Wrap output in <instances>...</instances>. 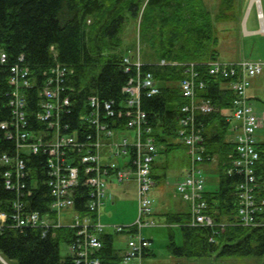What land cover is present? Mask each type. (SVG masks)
<instances>
[{
	"label": "trees",
	"instance_id": "1",
	"mask_svg": "<svg viewBox=\"0 0 264 264\" xmlns=\"http://www.w3.org/2000/svg\"><path fill=\"white\" fill-rule=\"evenodd\" d=\"M240 23L235 0H219L217 10L211 9L207 0H0V56L2 52L7 54L5 62L0 57V211L10 214L18 197L17 189L7 187L4 172L11 165L2 159L5 154L13 157L16 153L15 140L8 139L6 129L1 126L12 117L9 105L12 66L25 64L31 69L37 83L26 91L31 107L37 104L45 73L61 62L74 70L70 95L78 109L84 108L89 96L97 95L117 110L125 97L124 86L137 74L133 65L130 71H125L124 58L132 56L139 46L140 50L145 48L142 71L152 73L160 89L155 95L141 96V107L160 154L180 148L189 162L190 148L180 139L179 130L185 115L183 107L189 103L181 81L188 75L191 64L198 71V79L206 83L197 91V98L208 100L213 106L211 112L197 113L196 125L203 135L206 161L212 157L217 161L212 164L216 167V187L206 193L208 212L215 226L191 225L189 208L163 212L165 223L169 224L170 253L197 259L215 255L216 259L246 260L219 263L203 259L199 264H264V141L258 143L260 159L256 170L257 199L262 204L255 214L257 224L243 225L237 222L236 193L242 176L228 172L235 144L229 139L230 115L224 112H232L238 97L232 87L237 76L211 74L208 65L221 60L222 24H227L224 30L237 38ZM128 25L135 28L131 43L125 41ZM162 59L168 64H161ZM77 108L63 115V123L69 129L78 125ZM116 120L122 127L125 120L117 115ZM86 132L93 130L87 126L81 130L82 140L86 139ZM26 157L32 177L25 181V209L39 211L43 216L52 210L53 201L47 184L48 155ZM154 177L159 178L157 174ZM32 178L36 180L35 186ZM29 191L31 195H27ZM89 197V188L80 185L75 194L76 208L86 214ZM133 225L125 226L122 232L135 233L137 228ZM173 226L180 227L182 244L177 243ZM122 232L99 233L103 246L97 254L102 264L122 263L124 249L115 244V234ZM75 234V228L65 225L44 235L41 227L24 226L8 218L0 225V254L9 264H76L72 255L61 253V245L69 244ZM0 264L6 263L0 259Z\"/></svg>",
	"mask_w": 264,
	"mask_h": 264
},
{
	"label": "built area",
	"instance_id": "2",
	"mask_svg": "<svg viewBox=\"0 0 264 264\" xmlns=\"http://www.w3.org/2000/svg\"><path fill=\"white\" fill-rule=\"evenodd\" d=\"M259 16L262 15L259 12ZM1 61L7 60V54L1 53ZM22 60V58H20ZM125 71L131 66L137 67V74L132 76L123 88L124 98L119 102L117 110L110 102H102L97 95L89 96L84 108H77L70 95V77L74 70L68 65L57 62L46 73L44 84L39 90V99L33 107L29 105L26 91L37 86L29 66H12L10 84L12 86L9 105L12 117L1 123L6 129L8 139H14L16 155H3V160L11 164L4 172L8 189H17L18 197L13 202V211L8 214L0 211V225L8 218L19 224L43 228L47 234L52 228L71 226L76 229L75 237L69 243V250L76 264H102L97 251L103 242L99 232L106 227L101 222V216L93 219V214L99 213L108 195L109 183L107 176L116 174L119 180L127 179L131 173L120 167L116 161H109L107 152L112 148L115 156L132 154V171L137 180L139 217L135 222L138 232L128 242V250L124 262L128 263L151 245V240L142 234L145 226L154 224L147 218L152 211L153 200L150 196L154 186L152 174L153 163L159 155V148L152 135L153 129L147 121V114L141 107V96L160 92L156 81L150 72H143V62L138 58L131 61L124 59ZM161 64H168L162 60ZM211 74H222L225 77L237 76L233 88L237 92L230 120H236L234 144L230 173L237 172L242 180L237 185L239 223L243 225L257 224L255 214L260 210L262 202L257 199L258 177L257 164L260 159L257 131L263 125L262 118L248 101V88L253 77L261 73L264 61L243 59L238 62L214 61L208 63ZM206 85L198 79V71L193 64L188 68V75L182 79L181 87L189 103L183 107L185 113L181 119L180 139L190 148V165L185 170L183 178L177 184V191L189 203L193 226H215V221L208 212V201L205 197L206 177L201 163L206 160L203 147V135L196 125V115L199 111L211 112L213 106L208 100L197 98V91ZM78 111L77 126L70 127L63 123V115ZM117 117L123 118L122 127L117 125ZM35 118V120L33 119ZM39 124V130L35 125ZM86 126L93 132H86V139L80 138V131ZM128 130L135 132L134 139L126 134ZM120 135H123L122 137ZM126 135V136H125ZM110 146V147H109ZM106 149V150H104ZM44 153L47 159V184L53 195L52 209L59 215L67 209H75V194L80 185L89 188L87 214L75 211L72 223L48 222L39 211L26 210L25 181L32 173L28 165V154ZM106 157L107 160H104ZM210 159V158H209ZM15 179V183L12 180ZM31 195V191L27 192ZM122 230V226H117ZM214 241V239H211Z\"/></svg>",
	"mask_w": 264,
	"mask_h": 264
},
{
	"label": "rangeland",
	"instance_id": "3",
	"mask_svg": "<svg viewBox=\"0 0 264 264\" xmlns=\"http://www.w3.org/2000/svg\"><path fill=\"white\" fill-rule=\"evenodd\" d=\"M208 4L211 6V9L217 10L219 8V0H211ZM253 0H235L236 8L240 11L241 14V23H240V33L237 38H235L230 31L224 30L227 24H222L221 29L223 34V39L220 44L221 47V59H234L237 54H239V50L241 45L244 43H248L247 47H242L241 54L244 58H256L259 53L264 57V30H262L261 21L263 24L262 18L259 16L263 14L261 10H259V1L252 2ZM261 1V0H260ZM264 6V0H263ZM248 13V14H247ZM247 16V18H246ZM261 18V19H260ZM245 19V20H244ZM260 23H259V22ZM260 29L261 31L251 34L250 30ZM125 41L127 43L132 42V36H135V28H131L128 25V29L125 31ZM254 44V45H253ZM145 48L141 50V56L143 61ZM57 54V53H56ZM251 94V98L249 102L254 108L255 112L263 115L264 112V69L263 72L255 77L252 81L251 88L248 90V94ZM127 135L130 136L131 140L134 138V132L132 130H128L126 132ZM231 134V132H230ZM121 137L123 135H120ZM126 136V135H125ZM232 136V134H231ZM257 137L260 142L264 141V124L258 129ZM183 149H176L169 154H161L160 157L156 161L155 174L158 176L162 174H166L167 177L165 180H158L157 184L153 187L151 191V195L154 198V211L155 218L158 221H161L160 224L155 226L144 227L142 230V234L151 239L150 252L147 256L141 257V260L144 264H199L201 262H210L217 261L219 263H241L246 262L243 257H232L225 258L221 257L216 259L215 255H211L205 258H188V257H178L174 256L170 253L168 249L169 244V227L164 222L163 212L168 210H186L188 208L187 201L183 200L181 195L177 192V184L180 179L184 175V171L187 167L186 159L184 156ZM117 161V160H116ZM124 159H121L120 165H123ZM210 177L217 179L216 173H206ZM123 187L118 184L117 180L114 179V185L110 187V193L113 190H116L118 187ZM215 185H213L210 181L206 183L207 189H213ZM125 195L119 199L113 200L111 195L109 194L105 204H103L101 208L102 223L105 225H109V230L115 231V227L120 226H128L133 223L138 217V202L135 193V184L132 183V186H129L125 190ZM65 214V213H64ZM173 231L175 233L176 241L178 244L183 243V237L180 227L173 226ZM115 244L116 247L120 249H127V242L129 239V234L127 232H122L115 234ZM68 248L66 244L61 245V253L62 255L67 254ZM235 258V259H234ZM205 259V260H203ZM140 263V258H132L128 263L122 261L121 264H138Z\"/></svg>",
	"mask_w": 264,
	"mask_h": 264
},
{
	"label": "crops",
	"instance_id": "4",
	"mask_svg": "<svg viewBox=\"0 0 264 264\" xmlns=\"http://www.w3.org/2000/svg\"><path fill=\"white\" fill-rule=\"evenodd\" d=\"M252 2L253 1H251V4H252ZM254 2H256V0L254 1ZM261 7V10L263 11V22H264V6H263V0H261V5H260ZM248 14V13H247ZM246 18H247V16H246ZM261 19V18H260ZM245 20V19H244ZM262 20V19H261ZM259 22V21H258ZM260 23V22H259ZM261 25H262V21H261ZM251 31V34H254V33H256V32H259V31H261V28L259 29H254V30H250ZM254 45V44H253ZM247 47L248 46V43H243L242 45H241V47H240V50H239V54H237V56H236V58H234V59H227V60H223V61H236V60H239V59H241V58H244V56L241 54V50H242V47ZM57 55V54H56ZM250 59V58H249ZM222 60V59H221ZM252 60H260V61H264V57H262V55H260V53H259V55H258V57H256V58H253ZM264 69V68H263ZM263 72V71H262ZM260 75V74H259ZM258 75V76H259ZM257 77V76H256ZM255 78V77H254ZM253 78V79H254ZM253 79H252V81H253ZM251 85H252V83H251ZM251 88V86L249 87V89ZM249 97L251 98V94L249 93ZM224 112H226L228 115H230L231 114V112L230 111H226V110H224ZM259 114V113H258ZM260 115V114H259ZM263 118H264V112H263V115H261ZM237 124V122L236 121H233V122H231V124H230V132H231V134H232V136H231V134L229 133V139L230 140H232L233 139V136H234V134H235V132H236V130H235V125ZM40 125L39 124H36L35 125V130H39L40 129ZM110 147V146H109ZM104 150H106V149H104ZM107 154H108V160L106 159V157H104V160H107V161H105V162H109V161H116L117 163H118V165L120 166V167H123V168H125L126 170H128L129 172H131L129 175H128V177H127V179H123V180H119L118 178H117V176H116V174H114V173H111V174H109L108 176H107V182L109 183V187H108V195H107V197L105 198V202H106V200H107V198H108V196H109V194L111 195V198L113 199V200H115V199H119V198H121V197H123L124 195H125V190L129 187V186H132V183H134L135 184V193H136V198H137V202H138V195H137V188H138V184H137V180L135 179V176L133 175V173H132V171L134 170V166H133V163H132V154L131 153H127V154H125V155H123V156H115L114 154H113V152H112V148L111 149H109V151L107 152ZM15 155H16V153H15ZM28 155H31V154H28ZM121 159H124V163H123V165H120V161H121ZM206 173H215L216 172V167L214 166V165H209V164H207L206 166ZM155 168H156V166H155ZM155 168H154V171H155ZM30 169H31V171H32V168L30 167ZM164 174H162V175H160V176H158L159 178H158V180H165L166 179V177H167V175H165V176H163ZM206 177H207V179H208V181H210L213 185H215V187H216V178H215V180H214V178H212V177H210L208 174L206 175ZM114 179L115 180H117V182H118V184H120V186H123V187H118L116 190H113V192H111L110 193V187L112 186V185H114ZM32 185H34L35 186V179L34 178H32ZM157 180V181H158ZM207 181V182H208ZM157 184V183H156ZM214 187V188H215ZM213 188V189H214ZM211 190V189H210ZM105 202H104V204H105ZM102 208V207H101ZM188 208H189V205H188ZM76 210H78L79 212H81L82 214H85V213H83L81 210H79V209H77L76 207H75V209H72V208H70V209H67V211H65V212H63L61 215H59L58 213H57V211H55V210H51V211H49V212H47L46 214H43V218H45L48 222H50V223H56V222H58V221H60V222H62V223H72L73 222V217H74V213H75V211ZM168 211H177V210H168ZM167 212V211H166ZM65 213V214H64ZM155 213V212H154ZM156 215V214H155ZM100 216H102V212H101V209H100V211H99V213H96V215H93V219H98V217H100ZM163 217H165V216H163ZM102 221V220H101ZM158 221V220H157ZM135 222V221H134ZM133 222V223H134ZM159 223L161 222V221H158ZM164 222H165V219H164ZM107 226V230L108 231H112V230H109L108 229V227H110L109 225H106ZM68 248V247H67ZM152 252V251H151ZM69 253V248H68V252H67V254ZM149 254V252H145L141 257H144V256H147ZM66 255V254H65ZM141 257H138V258H140V263H138V264H144L143 262H142V260H141ZM6 260V259H5Z\"/></svg>",
	"mask_w": 264,
	"mask_h": 264
},
{
	"label": "bare ground",
	"instance_id": "5",
	"mask_svg": "<svg viewBox=\"0 0 264 264\" xmlns=\"http://www.w3.org/2000/svg\"><path fill=\"white\" fill-rule=\"evenodd\" d=\"M255 0H253V2H254ZM259 1V0H258ZM260 2L261 1H259V4H260ZM260 12V11H259ZM261 13H262V10H261ZM262 16H263V14H262ZM262 20H263V17H262ZM262 30H264V22H263V24H262Z\"/></svg>",
	"mask_w": 264,
	"mask_h": 264
},
{
	"label": "water",
	"instance_id": "6",
	"mask_svg": "<svg viewBox=\"0 0 264 264\" xmlns=\"http://www.w3.org/2000/svg\"><path fill=\"white\" fill-rule=\"evenodd\" d=\"M260 1V0H259ZM261 6H259V9L261 10V8H260Z\"/></svg>",
	"mask_w": 264,
	"mask_h": 264
}]
</instances>
